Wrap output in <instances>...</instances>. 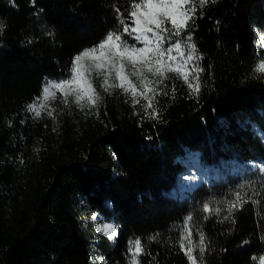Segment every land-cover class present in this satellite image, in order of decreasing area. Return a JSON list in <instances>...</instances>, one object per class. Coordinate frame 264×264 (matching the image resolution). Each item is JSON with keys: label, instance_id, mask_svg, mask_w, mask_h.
Returning <instances> with one entry per match:
<instances>
[{"label": "trees", "instance_id": "1", "mask_svg": "<svg viewBox=\"0 0 264 264\" xmlns=\"http://www.w3.org/2000/svg\"><path fill=\"white\" fill-rule=\"evenodd\" d=\"M132 2L0 0V264H130L137 237L138 264H190L180 248L188 231L196 264H257L264 255V72L256 70L264 0H192L180 35L170 21L154 28L164 48L182 43L187 70L201 69L198 81L188 77L198 92L187 70L167 72L175 50L150 53L152 64L139 63L123 88L115 69L96 67L98 50L80 62L95 102L77 103L83 93L72 90L68 108L51 116L44 106L53 87L46 96L45 88L72 78L75 56L123 33L121 19L135 27ZM157 58L167 62L162 74ZM194 160L209 176L188 188ZM105 224L114 238L97 231Z\"/></svg>", "mask_w": 264, "mask_h": 264}, {"label": "snow or ice", "instance_id": "2", "mask_svg": "<svg viewBox=\"0 0 264 264\" xmlns=\"http://www.w3.org/2000/svg\"><path fill=\"white\" fill-rule=\"evenodd\" d=\"M208 0H199V4L203 7ZM192 3V0H133L130 6V11L128 13L129 17L132 18V23L135 27H132L129 31V25L124 22L123 19L120 20V23L123 25V33H114L110 32L106 36V38L98 45L93 47L92 49H86L84 52L78 54L74 57L72 62V78L69 80H64L59 83H53L50 86H47L44 90V95L46 96L49 92V87H54L57 89L65 88L69 85L75 84V90L79 93H83V95L76 96V102L79 103L83 96H88V99L91 103H94L93 95L95 93V89L93 88L90 81L85 79L84 72L81 70V60L82 57H88L91 53H96L99 50L98 56H92L93 61H98L96 64L97 68L107 67L109 69H115L116 76L120 81V86L124 87V81L126 79L124 75V64L123 60L127 59L129 62L133 64L141 63V64H152L153 60L150 57V53H154L156 57H163L166 53H171L175 50L179 53L180 57H184L185 53L182 51V43L177 40L174 44H170L167 48L163 47L164 41L158 33L154 32V28L160 29L161 26L165 23V21H170L173 26L174 35H180L182 30L187 29V25L189 20L194 18L195 6L193 5L191 8H186V5ZM119 12V9H117ZM191 13V15H190ZM166 31V29H165ZM127 33L129 36L137 41L138 43L142 42L144 47H136L135 45H129L126 40L123 39V34ZM149 33H153L156 37L157 44L155 47H150L151 40L148 36ZM188 41H191V36L188 37ZM107 48V51L105 49ZM188 54L186 57L187 61L193 60V53H195V45L187 44ZM177 56L169 55V60L175 61L177 60ZM166 61H162L161 59H155V64L158 66L156 68L157 72L162 74V68ZM184 67V64H178L176 71H180L181 68ZM169 71L173 70L171 66H169ZM257 71L264 72V61H261L257 66ZM149 71H152V68L149 67ZM201 71L198 66L194 69H188L185 73L184 79L185 82L188 83L189 87H194L195 91L198 92L199 84L196 83L193 85L191 81L188 79L189 76H192L195 80L198 81V75H194V73H198ZM105 84H107V78H105ZM104 86V85H102ZM69 91H65V103H67V95ZM82 106V105H81ZM35 104L29 105V111H35ZM36 115L39 116L40 113L36 111ZM51 115V112H49ZM237 198L240 199L239 194H237ZM235 205H233L234 207ZM204 210L209 211V206L205 205ZM218 211V210H217ZM231 211V209H230ZM93 219H95V214L93 215ZM191 220V217H188L185 221V229L188 228V222ZM97 231L104 232L105 235L109 237V239L114 238L117 235L116 228L111 224H105L103 226H97ZM191 232L188 231V236L185 237L183 234L181 236L180 248L181 251H184L188 256L190 264H196V257L192 254V247H185L184 240L190 238ZM203 234H200V251L203 252ZM191 242V241H190ZM244 243H247L245 241ZM129 253H131L130 264H138V255L143 252V247L141 244V240L139 237L134 240H129ZM254 261H257V264H264V255L259 258L253 257Z\"/></svg>", "mask_w": 264, "mask_h": 264}, {"label": "rangeland", "instance_id": "3", "mask_svg": "<svg viewBox=\"0 0 264 264\" xmlns=\"http://www.w3.org/2000/svg\"><path fill=\"white\" fill-rule=\"evenodd\" d=\"M178 59L170 62L169 66H171V68L173 70L169 71V66L167 68V72H174V73H180L183 74L186 70H187V65H186V61L184 59H182V57L177 56ZM127 60V59H126ZM129 63V62H128ZM184 64V67L180 69V71H176L175 69L177 68L178 64ZM139 70V67L136 70H132L130 67L128 68L127 66V75L126 78H131L133 74H135L137 71ZM125 75V73H124ZM69 80V79H68ZM60 81L56 82L59 83ZM115 86H117V83L115 84ZM76 86L75 84L69 85L67 87V89L65 88H54L48 93L47 98L45 99V104L44 106L48 108V110L51 112V116L52 113L54 112H61L62 110L66 109L69 107L70 103H72L71 101H73L72 95L73 92L72 90H75ZM65 91H69V94L67 95L66 99H67V103H65V95L64 92ZM122 99L121 95H118L116 98V102L119 105L120 101ZM79 108V105L77 106V109ZM50 116V117H51ZM51 119L53 120V118L51 117ZM43 148V143L41 140H37L31 149V157L34 159H38L41 150ZM264 166V164H263ZM209 174L207 172V169L203 168L201 166V164L195 162V160L193 162H191L189 164V168L188 171L185 172L184 175V184L186 185V187L191 188L192 186H194L195 184H197L201 179V177H208ZM210 206V205H209ZM191 217V220L189 222H192V216H188Z\"/></svg>", "mask_w": 264, "mask_h": 264}, {"label": "built area", "instance_id": "4", "mask_svg": "<svg viewBox=\"0 0 264 264\" xmlns=\"http://www.w3.org/2000/svg\"><path fill=\"white\" fill-rule=\"evenodd\" d=\"M138 67H139V63H137V64H133V63L130 62V68H131L132 70H136Z\"/></svg>", "mask_w": 264, "mask_h": 264}]
</instances>
